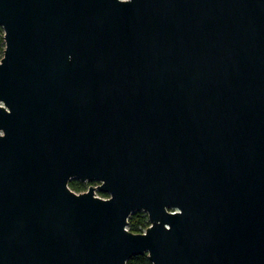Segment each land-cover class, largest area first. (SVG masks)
Masks as SVG:
<instances>
[{
	"label": "water",
	"instance_id": "95a60500",
	"mask_svg": "<svg viewBox=\"0 0 264 264\" xmlns=\"http://www.w3.org/2000/svg\"><path fill=\"white\" fill-rule=\"evenodd\" d=\"M0 25V264H264V0H0Z\"/></svg>",
	"mask_w": 264,
	"mask_h": 264
},
{
	"label": "trees",
	"instance_id": "16d2710c",
	"mask_svg": "<svg viewBox=\"0 0 264 264\" xmlns=\"http://www.w3.org/2000/svg\"><path fill=\"white\" fill-rule=\"evenodd\" d=\"M5 49V40H4V29L0 25V59L3 57ZM95 184V182L93 183ZM70 187L79 192L85 190L88 186H90L89 182H83L78 179H71L69 181ZM102 196H108L107 193L99 192ZM149 217L146 211H134L128 220L127 228L132 232H144L146 228L149 226ZM127 264H153L151 260L148 258L146 253L133 255L128 259Z\"/></svg>",
	"mask_w": 264,
	"mask_h": 264
},
{
	"label": "built area",
	"instance_id": "2783aa9c",
	"mask_svg": "<svg viewBox=\"0 0 264 264\" xmlns=\"http://www.w3.org/2000/svg\"><path fill=\"white\" fill-rule=\"evenodd\" d=\"M99 183H100V182H95V184H93V185L96 187V186H98V185H99ZM88 187H89V186H88ZM88 187H87L85 190H87V189H88ZM83 191H84V190H83ZM96 194H97V195H99V196H102V195H100V193H99V191H98L97 189H96ZM102 197H105V198H107V197H109V195H108V196H102Z\"/></svg>",
	"mask_w": 264,
	"mask_h": 264
},
{
	"label": "flooded vegetation",
	"instance_id": "af4514ba",
	"mask_svg": "<svg viewBox=\"0 0 264 264\" xmlns=\"http://www.w3.org/2000/svg\"><path fill=\"white\" fill-rule=\"evenodd\" d=\"M89 182L90 185H93L94 181H86Z\"/></svg>",
	"mask_w": 264,
	"mask_h": 264
}]
</instances>
